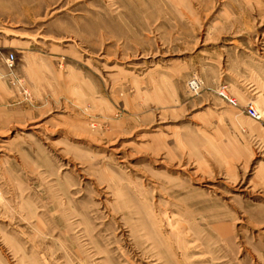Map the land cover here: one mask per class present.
I'll list each match as a JSON object with an SVG mask.
<instances>
[{
  "label": "rangeland",
  "instance_id": "1",
  "mask_svg": "<svg viewBox=\"0 0 264 264\" xmlns=\"http://www.w3.org/2000/svg\"><path fill=\"white\" fill-rule=\"evenodd\" d=\"M0 264H264V0H0Z\"/></svg>",
  "mask_w": 264,
  "mask_h": 264
},
{
  "label": "built area",
  "instance_id": "2",
  "mask_svg": "<svg viewBox=\"0 0 264 264\" xmlns=\"http://www.w3.org/2000/svg\"><path fill=\"white\" fill-rule=\"evenodd\" d=\"M14 61H15V57H14L13 53L6 54L5 63H6L8 68H11L13 66ZM187 86H188L190 91L195 92V91H197V89L199 87V81L196 78L193 77V78L188 80ZM220 95L230 105L237 106V100L236 99H234L231 96L227 95L223 91H220ZM245 111H246L247 116L250 117L251 119H257L259 117V113H258L256 107L252 103H247L245 105Z\"/></svg>",
  "mask_w": 264,
  "mask_h": 264
},
{
  "label": "bare ground",
  "instance_id": "3",
  "mask_svg": "<svg viewBox=\"0 0 264 264\" xmlns=\"http://www.w3.org/2000/svg\"><path fill=\"white\" fill-rule=\"evenodd\" d=\"M257 119H259V117Z\"/></svg>",
  "mask_w": 264,
  "mask_h": 264
}]
</instances>
